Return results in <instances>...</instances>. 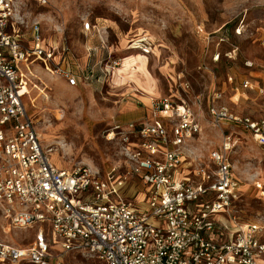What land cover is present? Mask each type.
Returning a JSON list of instances; mask_svg holds the SVG:
<instances>
[{
  "label": "built area",
  "instance_id": "2783aa9c",
  "mask_svg": "<svg viewBox=\"0 0 264 264\" xmlns=\"http://www.w3.org/2000/svg\"><path fill=\"white\" fill-rule=\"evenodd\" d=\"M254 6L264 10V0H254ZM24 25L15 0H0V215L11 229L36 228L28 247L0 243V264H67L66 254L96 264H264V221L239 225L229 216L239 198L229 159L237 144L235 130L264 152V86L239 82L244 93L255 92L260 99L256 117L226 106L223 91L210 93L207 112L221 131V142L209 152L206 165L193 162V177L178 179L176 173L200 125L188 105L167 99L152 100L150 122L115 125L106 132L108 142L136 140L134 151L124 148L125 170L59 169L50 150L41 146L25 106L29 77H34L28 66L40 61L48 75L64 79L69 87L76 86L77 76L68 48L63 45L54 62V51L46 49L40 36V22L29 25L31 47L19 32ZM242 25L239 20L237 35ZM205 40L208 45L209 36ZM228 84H233L230 76ZM139 190L140 208L128 202L138 198L133 194ZM46 224L51 240L42 228Z\"/></svg>",
  "mask_w": 264,
  "mask_h": 264
},
{
  "label": "rangeland",
  "instance_id": "374dc122",
  "mask_svg": "<svg viewBox=\"0 0 264 264\" xmlns=\"http://www.w3.org/2000/svg\"><path fill=\"white\" fill-rule=\"evenodd\" d=\"M46 2L41 6L36 0H15L24 16L25 25L19 31L24 44L31 47L29 25L39 21L45 47L68 48L73 70L81 79L71 88L40 73L42 82L34 83L44 94L34 89V107L27 102L41 146L50 150L49 158L59 169L85 166L102 173L119 165L125 170L124 148L134 151L136 140L108 142L106 132L115 125L150 122L155 99L185 103L192 109L201 132L187 142L186 161L194 159L200 165L221 142V131L207 112L213 90L224 91L222 102L235 113L259 114L258 96L244 93L239 85L248 79L253 86H264V76L257 74L264 73V10L256 8L254 0ZM239 20L243 27L237 35L234 29ZM246 61L253 64L251 69L244 66ZM235 132L237 144L229 159L239 198L229 216L239 225L264 221V152L251 137ZM141 198L128 202L140 208ZM42 228L53 239L50 226ZM35 230L11 229L0 215L2 244L28 247ZM64 258L67 264H96L79 255Z\"/></svg>",
  "mask_w": 264,
  "mask_h": 264
},
{
  "label": "crops",
  "instance_id": "0c3cea01",
  "mask_svg": "<svg viewBox=\"0 0 264 264\" xmlns=\"http://www.w3.org/2000/svg\"><path fill=\"white\" fill-rule=\"evenodd\" d=\"M28 37H30V36H28ZM46 49L47 50H52V51H54V53H55V56H54V59H53V61L54 62H58L59 60H60V51H59V49H55V48H51V47H46ZM70 53L68 52V58H69V60H70V63H71V61H72V56L71 55H69ZM57 58V60L55 61V59ZM28 69H29V71L31 72V74H33V76L34 77H29V82H30V84H29V95H28V97H26L25 99H24V101H25V106H26V108H27V102H29L30 103V105L32 106V107H34V105H33V103L35 102V98H32L31 96V94H32V91H34V89L36 90V91H39V93H41V94H44L43 92H44V90L42 91L41 89H39L38 87H37V85L34 83V82H42L41 80H40V78H39V75H40V73H44V74H47L45 71H44V69H43V66H42V64H41V62L40 61H35L34 63H32L30 66H28ZM22 70H23V72H25V73H27L28 71L26 70V68H22ZM71 70H72V73L73 74H75L76 76H77V84H78V82H81V79H80V77H79V75H78V73L76 72V71H74L73 70V66L71 67ZM27 71V72H26ZM29 72V73H30ZM257 74H259L261 77L262 76H264V73H257ZM48 75V74H47ZM50 76V75H49ZM52 77V76H51ZM55 79H57L58 81H60V82H65V84L67 85V83H66V81L64 80V79H62V78H59V77H54ZM76 84V85H77ZM68 86V85H67ZM69 87V86H68ZM72 88V87H71ZM40 91H42V92H40ZM224 92V91H223ZM224 98H225V93H224ZM223 98V99H224ZM259 115V114H258ZM257 115V116H258ZM151 119V118H150ZM220 145V144H219ZM212 150V149H211ZM210 150V151H211ZM209 155V154H208ZM207 160H208V158H207ZM207 160L204 162V163H202V165H206L207 163ZM184 161H186V159L184 160ZM194 162V159H193V161L191 160V161H186V162H184V163H182L181 164V166L178 168V171H177V173H176V177L178 178V179H182V178H185L186 176H191V177H193V175H194V172H195V169H196V165L193 163ZM119 166V165H118ZM118 166H114V167H118ZM58 168V167H57ZM113 168V167H112ZM111 169V168H110ZM110 169H108V170H105V171H103L102 173H106L107 171H109ZM142 190H139V193H136V194H133V195H136V197H142V194H140V192H141ZM135 191L133 190V191H131V193H134Z\"/></svg>",
  "mask_w": 264,
  "mask_h": 264
}]
</instances>
